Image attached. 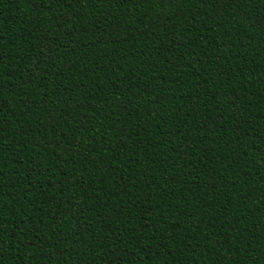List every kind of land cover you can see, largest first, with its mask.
<instances>
[{"label":"trees","instance_id":"1","mask_svg":"<svg viewBox=\"0 0 264 264\" xmlns=\"http://www.w3.org/2000/svg\"><path fill=\"white\" fill-rule=\"evenodd\" d=\"M0 264H264V0H0Z\"/></svg>","mask_w":264,"mask_h":264}]
</instances>
